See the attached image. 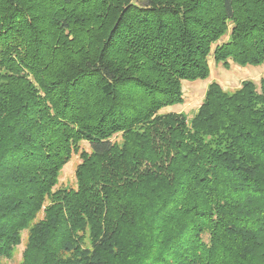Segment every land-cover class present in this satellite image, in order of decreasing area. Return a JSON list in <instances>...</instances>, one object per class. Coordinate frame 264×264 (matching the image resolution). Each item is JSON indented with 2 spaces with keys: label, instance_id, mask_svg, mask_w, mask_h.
<instances>
[{
  "label": "trees",
  "instance_id": "trees-1",
  "mask_svg": "<svg viewBox=\"0 0 264 264\" xmlns=\"http://www.w3.org/2000/svg\"><path fill=\"white\" fill-rule=\"evenodd\" d=\"M209 58L264 63V0H0V258L264 264V77L160 113Z\"/></svg>",
  "mask_w": 264,
  "mask_h": 264
},
{
  "label": "rangeland",
  "instance_id": "rangeland-1",
  "mask_svg": "<svg viewBox=\"0 0 264 264\" xmlns=\"http://www.w3.org/2000/svg\"><path fill=\"white\" fill-rule=\"evenodd\" d=\"M226 39L227 37L223 38L221 42ZM209 68L210 74L207 79L183 81L181 84L183 102L179 105L163 108L160 113L164 114L171 112L181 114L186 118L187 123H189L192 117L197 113L207 86L211 82L217 83L225 92L232 93L240 88L243 81H251L258 86L260 79L264 77V63L256 67H238L230 65L227 69H224L221 64L215 65L213 60L209 58ZM79 146L80 150L89 152L87 143L81 142ZM79 162V152H77L71 156L69 162L60 170L58 183L55 188H75V170ZM20 237V244L12 249L8 257H1L0 264H21L22 254L27 241L26 232H22ZM83 246L89 247L87 239H85Z\"/></svg>",
  "mask_w": 264,
  "mask_h": 264
}]
</instances>
